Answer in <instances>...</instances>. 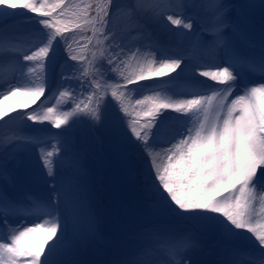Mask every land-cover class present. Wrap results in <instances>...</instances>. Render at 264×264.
<instances>
[{
  "label": "snow or ice",
  "instance_id": "6c2138e0",
  "mask_svg": "<svg viewBox=\"0 0 264 264\" xmlns=\"http://www.w3.org/2000/svg\"><path fill=\"white\" fill-rule=\"evenodd\" d=\"M208 3L214 15L211 26L204 29L209 37L207 50L214 56L216 50L222 48L224 58L220 63L205 65L195 73L205 78L199 81L205 91L192 98L173 101L164 97L162 92H156L136 99L135 104L142 107L135 114L145 118L140 123L139 120L125 119L133 115L130 105L124 103L129 86L152 88V85L141 82L163 77L177 69L183 72L184 57H160L155 67L157 57H153L138 65V71L126 74L124 69L128 63L121 54L131 49L124 43V37L110 26L112 17L120 11L117 0H106L104 4L91 2L75 12L65 0H55L51 4L48 0H0V5H7L8 9H22L40 16L36 23L41 26V46L38 50L23 53V61L39 62L48 58L51 62L55 46L61 44L66 46V61H80L71 43L75 34L64 35L71 32L73 26L90 29L96 38L97 51L92 54V60L87 65L73 66L70 73L62 74V79L74 80L76 85H69L71 90L59 91L56 106H47L43 114L24 112L21 118L39 124L47 122L51 128L60 130L62 125H69L70 118L77 116L79 111L90 117L95 127L103 125L110 109L114 108L116 121L130 130L129 139L134 137L139 142L156 195L164 207L183 219L215 227L228 239L247 240L260 257L259 264H264V30L259 41V64H249L253 71L258 67L260 78L255 84H242L246 73L242 68L244 61L237 51V38L245 36V9L251 5L225 3L224 0H208ZM232 10L237 14L230 18L228 13ZM132 13L139 16V6H133ZM153 13L166 17L179 28L191 31L194 27L192 20L174 18L160 4L154 6ZM5 15L14 16L16 13ZM229 29L230 32L226 31ZM29 71L35 72L36 69L31 67ZM208 80L213 83H207ZM216 85L223 87L217 88ZM46 90L45 84L34 87L15 85L7 91L0 88V121L18 109L36 104L45 96ZM78 91L87 92V95L76 102ZM69 97L73 103L61 104ZM9 101L14 102L9 104ZM164 109L172 110L177 116L157 119L163 116ZM192 109L203 113V118L194 125L184 116ZM169 119L180 121L182 130L176 141L158 148L152 143L153 129L159 130ZM47 131L58 144L61 143L59 138L65 135L64 132ZM27 142L41 145L39 152L43 167L48 170L47 175L53 177L49 182L50 197L47 200L33 199L32 205L25 207L11 193L0 191V264H58L54 257L66 246L70 225L73 228L80 224L90 225L88 193L75 179H57L53 172L52 157L57 155L58 162H63L64 157L59 153L71 154L70 144L65 143L63 149L53 146L54 150H47L43 147L44 140ZM161 150L164 158L158 162L154 153ZM18 214L31 217V225L23 223L13 228L9 216ZM5 227L11 229L7 236L2 234ZM41 231L43 235L33 242L34 235ZM245 231L250 235L244 234ZM153 235L159 239L158 234ZM179 250L176 247L169 249L171 264H191L179 257ZM126 264H147V261L133 259ZM161 264H169V261H161Z\"/></svg>",
  "mask_w": 264,
  "mask_h": 264
},
{
  "label": "rangeland",
  "instance_id": "374dc122",
  "mask_svg": "<svg viewBox=\"0 0 264 264\" xmlns=\"http://www.w3.org/2000/svg\"><path fill=\"white\" fill-rule=\"evenodd\" d=\"M54 2L55 0H48L49 4ZM65 2L75 12L91 2L104 4L106 0ZM225 2L249 4V0ZM117 3L120 11L112 17L110 25L115 31L124 19L129 21L134 18L132 7L137 6V0H117ZM180 8L170 7V15L192 20L194 27L191 31L171 26L170 23L160 28L153 22H144L145 27L136 22L135 27L129 28L132 37L129 35L124 43L131 51L121 54L128 63V67L124 69L126 74L138 71V65L145 64L153 57H157L154 67L158 66L159 58L164 56L184 57L185 62L181 66L184 68L183 72L177 69L163 77H152L141 82L152 85V88L129 86L124 103L130 105L129 110L133 115L125 118L126 120L144 122V117H137L135 114L142 107L136 105L135 100L143 99L146 95L162 92L164 97L175 101L184 99L185 95L192 98L196 93L205 91L203 85L199 82L192 85L188 78L195 76L205 64L216 62L221 53L224 56L222 48L217 49L214 56L207 50L209 37L204 29L211 26L214 15L208 1L200 3L199 0H184ZM13 11L16 15H5ZM236 14L232 10L228 16L232 18ZM245 14V36L237 38V51L244 61L242 68L246 73L241 83L255 84L260 78L258 67L253 71L249 64H259L264 9L257 11L249 7L245 9ZM38 19V13H28L22 9L12 10L7 5H0V88L7 91L17 81L23 87L45 84L47 89V99L42 96L36 104L27 109H18L5 117L4 121H0V191L6 190L16 199L25 198L30 193L41 200H47L50 197L49 182L53 177L48 176V170L43 167L39 152L41 145L27 141L44 140L46 143L43 147L47 150H54L53 146L63 149L65 143L71 145V154L65 151L59 153L64 157L63 162H58L57 155L52 157L53 172L57 179L73 178L86 189L91 222L90 225L80 224L75 228L70 225L69 230L77 238L75 241H78L73 247H64L54 260L58 264H126L133 259H144L147 264H154L156 261L161 264V261L166 260L171 264L169 249L172 247L180 249L179 257L191 264H255L247 258L260 260L257 251L247 240L228 239L215 227L204 222L183 219L164 207L156 195L146 159L138 147L139 142L134 137L129 139L130 130L116 121L114 108L110 109L105 123L95 127L91 118L79 111L77 116L70 118L69 125H62L60 130L51 128L47 122L39 124L21 118L24 112L43 114L47 106H56L58 92L66 88L71 90L68 86L76 85L74 80L62 79V74L70 73L73 66L87 65L93 58L92 54L97 51L96 38L91 30L76 29L73 26L71 32H65L64 35L75 34L71 43L75 54L81 58L80 61H66V46L63 44L55 46L51 62L48 58L39 62L23 61V53L38 50V46H41V26L36 23ZM226 31L230 32V29ZM207 59L212 63H208ZM31 67H35L36 71L30 72ZM53 92L56 95H52ZM235 94L234 92L233 95ZM86 95L87 92L78 91L76 102ZM67 103H73L70 97L61 101V104ZM162 113L163 116L157 119L177 116L170 109H164ZM13 116L17 118L13 119ZM184 116L194 125L203 118V113L192 109ZM48 129L53 133H65L59 138L61 143L58 144L56 138L49 135ZM181 130L180 121L169 119L159 130L153 129L152 143H172L177 140ZM7 170L11 174L8 179L3 176V172ZM14 221L15 224L11 225L13 228L23 223L31 225V221L20 217L14 218ZM10 231L11 229L7 235ZM40 234H43L42 231L34 237L39 238ZM153 234H158L159 239ZM244 234L250 235L246 231Z\"/></svg>",
  "mask_w": 264,
  "mask_h": 264
},
{
  "label": "bare ground",
  "instance_id": "6f19581e",
  "mask_svg": "<svg viewBox=\"0 0 264 264\" xmlns=\"http://www.w3.org/2000/svg\"><path fill=\"white\" fill-rule=\"evenodd\" d=\"M199 1H200V3H203V2H206L208 0H199ZM225 1H227V0H224V2ZM183 2H184V0H137V6H139V9L141 10V14L139 16H134L133 15L134 18H132L129 21L124 19V22L121 25L117 26L116 32H118L120 35H122L124 37V39L126 40L129 35L132 37V34L129 31V28L135 27L136 26V22H139L140 24L144 25V27L146 26L144 24V22L145 23L146 22H153V24L157 23L160 28H163L164 26L169 24L170 21H168L166 19V17H161V16L154 15V13H153L154 6L157 5V4H160L161 7H163L166 10V13L168 15H170V13H171L170 7L178 9V8H180L182 6ZM263 3H264V0H249V4L251 5L250 8L251 9H257V11H260V10L264 9V4ZM180 10H181V8H180ZM182 19L188 20L186 17H183ZM170 25L172 26L171 23H170ZM220 55L221 56H219L217 61L214 62V63H220L222 61L224 56H222L223 55L222 53ZM207 62L208 63H212L210 61V59H207ZM214 63H212V64H214ZM205 65H207V64H205ZM258 75L260 76V73H258ZM9 79L13 80L14 78H9ZM19 79L21 80V78H19ZM188 79H189V83H192V85H193V84L198 83L201 80H204L205 78L198 77V76L195 75V76H190ZM14 82H13V84H14L13 86L20 85V86L23 87V84H20L19 82L17 83V81H16V83H14ZM207 83H213V82L208 80ZM184 98H188V95H185ZM15 99H19V98H14V100ZM13 102L14 101H9L8 103L12 104ZM175 138H176V136H175ZM165 140H167V139H165ZM167 142L168 143L164 144L162 142H157L156 141V142H154V144H156L158 148H163L164 146H166L169 143H171L170 141H167ZM154 155L156 156L158 162L162 161L163 158H164V152L162 150L161 151H156L154 153ZM257 208H259V205H257ZM0 222H2V221H0ZM42 233H43V231H42ZM3 235H5V234H3ZM42 235L43 234H40V236H42ZM76 239L77 238L75 237V235H73L71 230H69L68 236L66 238V246L65 247L66 248L73 247L76 244V242L78 241V240L75 241ZM36 240H38V236L37 237L35 236L33 238V242H35ZM154 264H157V261Z\"/></svg>",
  "mask_w": 264,
  "mask_h": 264
}]
</instances>
